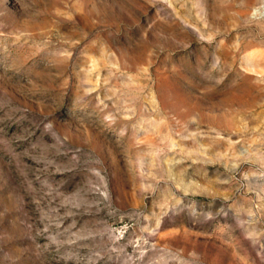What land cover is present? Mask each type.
<instances>
[{
    "label": "rangeland",
    "instance_id": "374dc122",
    "mask_svg": "<svg viewBox=\"0 0 264 264\" xmlns=\"http://www.w3.org/2000/svg\"><path fill=\"white\" fill-rule=\"evenodd\" d=\"M0 264H264V0H0Z\"/></svg>",
    "mask_w": 264,
    "mask_h": 264
}]
</instances>
